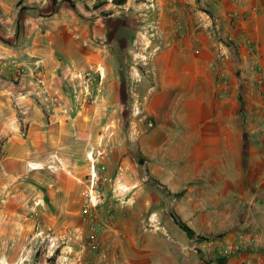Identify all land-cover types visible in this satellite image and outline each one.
Wrapping results in <instances>:
<instances>
[{
    "label": "rangeland",
    "instance_id": "obj_1",
    "mask_svg": "<svg viewBox=\"0 0 264 264\" xmlns=\"http://www.w3.org/2000/svg\"><path fill=\"white\" fill-rule=\"evenodd\" d=\"M57 1L42 5L43 0H0V40L12 45L16 37L10 34L14 24L10 31L3 19L37 14L38 8L48 13L67 6L81 23L94 24L100 15L109 13L100 12L108 4L128 7V13L144 19L139 22V42L128 63L134 90L128 102L130 118L126 129H69L67 135L64 130L63 137H68L64 142L27 151L23 177L13 184L7 180L11 187L6 192L21 198L23 213L11 215L9 225L0 222V264H110L137 246L143 248L141 242L163 249L164 239L198 264H226L239 253L247 255L242 264H264V129H255L260 132L256 141L261 143L262 171L252 176L255 180L243 191L241 149L236 152L232 145L226 149L216 145L208 152V163L198 169L190 159L177 154L174 135L154 129V116L140 94V84H151L157 78L159 52L168 44L185 43V47L193 43L199 50V38L206 37L216 45L218 62L230 61L231 52L234 55L237 49L231 31L238 29L241 37L249 40L242 36L243 25L254 13H264V0L261 7L251 0H241V6L234 0ZM178 26L179 32L175 31ZM174 33L180 34L182 43L174 39ZM36 69L35 79L44 90L37 93L39 99L62 105L60 95L49 94L44 88L41 62L36 63ZM79 71L73 100L82 118L88 109L96 110L92 105L97 102L104 76L92 67ZM240 71L236 78H241ZM25 73L18 66L12 77L1 72L0 81L17 84ZM220 78L223 83L226 79L227 86V74L221 73ZM222 130L225 134L226 129ZM22 131L28 133V129ZM55 136L60 138V133ZM233 137L230 133V140ZM247 139L255 137L247 134ZM222 158L225 164L220 165ZM167 169L180 179L185 175L187 180L161 181ZM255 234L259 239L256 243ZM240 235L249 237L251 244L237 241Z\"/></svg>",
    "mask_w": 264,
    "mask_h": 264
},
{
    "label": "crops",
    "instance_id": "obj_2",
    "mask_svg": "<svg viewBox=\"0 0 264 264\" xmlns=\"http://www.w3.org/2000/svg\"><path fill=\"white\" fill-rule=\"evenodd\" d=\"M234 1L241 6V0ZM261 1L251 0L250 3L261 7ZM47 2L43 0L42 5ZM37 10V14L30 12L21 19L15 15L13 20H2L10 31L14 26L10 34L16 37L12 45L0 40V73L12 77L18 66L26 72L17 84L0 81V222L4 220L3 224L11 215L23 213L19 204L21 198H16L15 194L10 196L11 191L6 192V188L23 177L27 151L64 142L68 139L63 137L64 130L67 135L69 129H126L130 118L128 102L134 94L128 63L139 42L137 33L142 25L139 22L144 19L128 13V7L116 4H108L106 9L100 10L109 13L100 15L93 25L81 23L67 6L48 13ZM243 28L242 36L249 40L242 38L238 29L231 31L230 38H235L237 43V54L234 56L231 52V60L223 64L217 60L216 45L206 37L199 38V50L193 43L185 47V43L168 44L159 52L157 78L151 84H140V94L154 116V129L174 135L173 142L179 147L177 154L190 159L198 169L208 163V152L216 145L220 149L232 145L236 152L241 149V189L244 191L255 180L252 176L262 171L259 161L262 148L256 140L260 134L257 130L264 129V13H254ZM175 31L179 32V26ZM174 34L177 36L174 39L182 43L180 34ZM37 62L43 65L44 88L49 94L60 95L62 105H52L37 96L44 91L35 79ZM91 67L101 71L104 78L97 102L92 105L96 110L88 109L84 114L82 110L80 118L81 112L77 111V102L73 100L78 86L76 75L79 70ZM238 69H241V78L235 76ZM221 73L227 74V86H224L226 79L223 83L220 78ZM22 129H28V133ZM54 129L60 131L55 133ZM222 129H226L225 134ZM58 133L60 138H55ZM216 133L219 135L214 136ZM230 133L234 135L232 140ZM247 134L255 139L247 141ZM223 164L222 158L220 165ZM165 173L160 177L163 182L174 178L187 180L185 175L180 179L169 169ZM190 177L193 179L194 175ZM7 180L13 182L10 184ZM183 211L180 209L181 213ZM240 236L241 240L237 237V241L251 244L249 237ZM253 240L259 241L258 235ZM163 242L165 248L158 250L141 242L143 248L137 246L138 249L129 251L122 260L110 264H198L194 257L182 256L170 240ZM246 256L235 254L226 264H242ZM4 258L8 261V257Z\"/></svg>",
    "mask_w": 264,
    "mask_h": 264
},
{
    "label": "built area",
    "instance_id": "obj_3",
    "mask_svg": "<svg viewBox=\"0 0 264 264\" xmlns=\"http://www.w3.org/2000/svg\"><path fill=\"white\" fill-rule=\"evenodd\" d=\"M84 75H85V74H84ZM88 76H90V74H88ZM84 79H85V78H84ZM84 79H83V80H84ZM235 248H236V249H239V245H236ZM226 253L229 254L230 251H226Z\"/></svg>",
    "mask_w": 264,
    "mask_h": 264
},
{
    "label": "bare ground",
    "instance_id": "obj_4",
    "mask_svg": "<svg viewBox=\"0 0 264 264\" xmlns=\"http://www.w3.org/2000/svg\"><path fill=\"white\" fill-rule=\"evenodd\" d=\"M90 157H92V158H93V156H92V155H90ZM31 166H32L33 168H38L36 164H32Z\"/></svg>",
    "mask_w": 264,
    "mask_h": 264
},
{
    "label": "trees",
    "instance_id": "obj_5",
    "mask_svg": "<svg viewBox=\"0 0 264 264\" xmlns=\"http://www.w3.org/2000/svg\"><path fill=\"white\" fill-rule=\"evenodd\" d=\"M52 2L56 4L58 1H57V0H52ZM223 262H224V261H223Z\"/></svg>",
    "mask_w": 264,
    "mask_h": 264
}]
</instances>
